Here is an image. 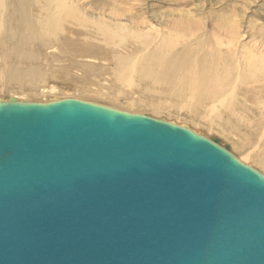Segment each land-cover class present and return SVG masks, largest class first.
Wrapping results in <instances>:
<instances>
[{
  "label": "water",
  "instance_id": "water-1",
  "mask_svg": "<svg viewBox=\"0 0 264 264\" xmlns=\"http://www.w3.org/2000/svg\"><path fill=\"white\" fill-rule=\"evenodd\" d=\"M0 264H264V176L145 114L0 101Z\"/></svg>",
  "mask_w": 264,
  "mask_h": 264
},
{
  "label": "bare ground",
  "instance_id": "bare-ground-1",
  "mask_svg": "<svg viewBox=\"0 0 264 264\" xmlns=\"http://www.w3.org/2000/svg\"><path fill=\"white\" fill-rule=\"evenodd\" d=\"M146 19L127 0H0V94L13 93L0 101H91L54 94L59 85L125 95L136 109L121 111L146 110L203 137L216 127L230 131V153L264 172V41L189 13L158 26ZM104 75L109 91L91 89L92 77ZM39 94L46 98L34 100ZM164 111L194 116L207 131ZM243 129L249 136L237 139Z\"/></svg>",
  "mask_w": 264,
  "mask_h": 264
},
{
  "label": "rangeland",
  "instance_id": "rangeland-1",
  "mask_svg": "<svg viewBox=\"0 0 264 264\" xmlns=\"http://www.w3.org/2000/svg\"><path fill=\"white\" fill-rule=\"evenodd\" d=\"M127 2L130 3V7L133 8V11H135L138 14L139 12L143 13L144 18H147L146 20H149L155 26L161 25V23L164 20H169L168 18H171L172 16L176 18H180L181 14L189 13L191 14V17L193 19L197 20L198 22L203 21L205 24H208L209 26L215 22H223V23L228 22L230 24L234 23L235 25L241 27V31L245 35L251 36L252 33V36L254 35L256 39L260 41H264V0H127ZM92 83L93 85L91 86V89H100V91L101 90L109 91V89H107V86L111 84L110 78L107 75L93 76ZM80 90L82 91L80 92ZM68 91L70 93L69 95L67 94ZM53 93L59 94L61 96L72 95L74 97H78V96L85 97L86 99L91 100V102L113 107L118 110L128 108V110L130 109L131 111L132 108L133 110L136 109V106L127 103L128 99L125 97V95H119V96L107 95L108 98H106V96L104 94L102 95L99 91L94 92L93 90L92 91L87 90L86 92V90L81 89L78 86H70L67 88L63 85H59L58 90L54 91ZM15 94L19 97L20 96L24 97V99L26 100L28 99V97L26 98V96L28 95H23L21 93H15ZM0 95L2 96L4 95L3 97L9 98L12 97L13 93L5 92ZM132 95L134 97L139 96L137 94L135 95L132 94ZM34 98H35L34 100L41 101L44 98H46V96L39 94L34 96ZM140 114L152 115L149 111L146 110H144L143 112L141 111ZM162 115L165 118L168 119L170 118L172 121H176V120L180 122L182 121L181 124H189V125L191 124L192 125L191 127H194L195 129L198 128V130L201 129L202 130L201 132L203 133L207 131L205 130L207 129L205 128V126L203 125L199 126L198 124L194 123V121L196 120L194 116L191 115L188 116L186 115V113L178 114V113H169L164 111L162 112L161 117ZM206 125H208V123H206ZM216 129L218 130V132L215 130H208L206 134H208L209 137L208 135L207 137L206 136L204 137L217 139L221 145L229 147L230 152L231 151L233 152L234 150L231 146L232 142L229 139L231 132L230 131L224 132L217 127ZM196 133L201 135L199 131H197ZM235 135L237 139L238 138L247 139V137L249 136V131L248 129H243V131H238V133L235 132ZM235 153L236 152H234L233 155L236 157ZM260 153L262 156H264L263 151H261ZM254 169L258 170L256 168ZM260 173L264 176L263 174L264 172L260 171Z\"/></svg>",
  "mask_w": 264,
  "mask_h": 264
}]
</instances>
